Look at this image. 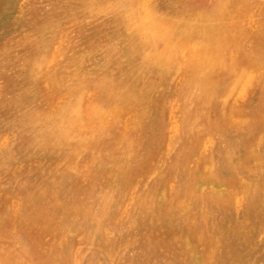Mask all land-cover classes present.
<instances>
[{
    "label": "rangeland",
    "instance_id": "1",
    "mask_svg": "<svg viewBox=\"0 0 264 264\" xmlns=\"http://www.w3.org/2000/svg\"><path fill=\"white\" fill-rule=\"evenodd\" d=\"M12 1L0 0V264H264V0H241L207 27L187 19L213 9L216 0ZM82 28L109 51L108 69L75 71L67 64ZM205 73L216 78L206 83ZM48 114L65 122L45 131L41 119ZM59 135L72 143H51Z\"/></svg>",
    "mask_w": 264,
    "mask_h": 264
},
{
    "label": "bare ground",
    "instance_id": "2",
    "mask_svg": "<svg viewBox=\"0 0 264 264\" xmlns=\"http://www.w3.org/2000/svg\"><path fill=\"white\" fill-rule=\"evenodd\" d=\"M12 1V0H11ZM19 1V0H18ZM46 1V0H45ZM103 0H101L100 2H102ZM217 1V4L214 6V8L213 9H203L202 8V10H204L203 12V14H199L198 13V11L197 12H195V13H193V11H192V13H191V11H190V13H191V15H189L190 16V19H187V21H191L192 20V18H193V21H200L201 23H202V25H203V27H207V24H206V22H209V21H213V22H215L214 21V19H216V18H219L220 19V17H223L224 16V14L223 13H226L227 12V10L229 9V8H231V10L233 9V8H235V7H237V6H240L241 5V0H216ZM253 1V0H252ZM259 1V0H258ZM13 2V1H12ZM48 2V1H47ZM93 2V1H92ZM105 2V1H104ZM166 1H162V3H165ZM213 2V1H212ZM250 2V1H249ZM24 4V3H23ZM43 4V3H42ZM89 4V3H88ZM94 4V3H93ZM95 5V4H94ZM93 5V6H94ZM112 5V4H111ZM10 6V5H9ZM18 6V5H17ZM50 6V5H49ZM84 6V5H83ZM90 6V5H89ZM103 6V5H102ZM106 6V5H105ZM1 7V6H0ZM16 7V6H15ZM14 7V8H15ZM95 7V6H94ZM97 7V9H98V6H96ZM112 7V6H111ZM117 7V6H116ZM153 7V6H152ZM179 7V5H174L173 6V9H176V8H178ZM203 7V6H202ZM23 8V7H22ZM42 8V7H41ZM85 8V7H84ZM83 8V9H84ZM90 8V7H89ZM106 8V7H105ZM108 8H110V7H108ZM256 8H257V6H256ZM19 9V8H18ZM18 9H16V11H18ZM87 9V8H86ZM49 10V9H48ZM95 10H96V8H95ZM99 10H101V9H99ZM99 10H98V12H99ZM106 10V9H105ZM104 10V11H105ZM115 11H116V8L114 9ZM153 10V9H152ZM194 10V9H193ZM200 10H201V8H200ZM41 11V10H40ZM94 11V10H93ZM157 11V10H156ZM7 12H8V10H7ZM7 12H5L6 13V15H8V13ZM19 12V11H18ZM112 12H113V8H112ZM188 12V11H187ZM187 12H185V13H187ZM14 13V12H13ZM44 13V12H43ZM88 13V12H87ZM182 13H183V11H182ZM250 13V12H249ZM15 14H17V13H15ZM14 14V15H15ZM95 14V13H94ZM163 14V13H162ZM169 14V13H168ZM228 14V13H227ZM252 14V13H251ZM13 15V16H14ZM118 15V14H117ZM202 15V16H201ZM226 15V14H225ZM254 15V14H253ZM257 15V14H256ZM114 16H116V15H114ZM173 16V15H172ZM175 16V15H174ZM180 16V15H179ZM228 16V15H227ZM5 17V16H4ZM8 17V16H7ZM6 17V18H7ZM184 17V16H183ZM248 17V16H247ZM2 18V17H1ZM9 18V17H8ZM7 18V19H8ZM119 18V17H118ZM117 18V19H118ZM131 18V17H130ZM155 18H157V17H155ZM195 19V20H194ZM63 20V19H62ZM249 20V19H248ZM253 20V19H252ZM1 21V20H0ZM10 22V21H9ZM58 22H59V20H58ZM220 22V21H219ZM219 22L217 23V24H219ZM4 23H5V21H4ZM3 23V24H4ZM54 23V22H53ZM60 23H61V21H60ZM71 23V22H70ZM125 23V22H124ZM166 23V22H165ZM195 23V22H194ZM199 23V22H198ZM253 23H255V22H253ZM252 23V24H253ZM3 24H1V25H3ZM123 24V23H122ZM5 25H7V24H5ZM64 25H65V23H64ZM205 25V26H204ZM209 25V24H208ZM248 25H249V23H248ZM9 26V24L7 25V27ZM11 26H13L12 24H11ZM197 26V25H196ZM211 26V25H210ZM219 26V25H218ZM217 26V27H218ZM223 26V25H222ZM251 26V25H250ZM2 27V26H1ZM6 27V28H7ZM15 27H17V25H15ZM20 27V26H19ZM171 27V26H170ZM199 27V26H198ZM197 27V28H198ZM214 27V26H213ZM216 27V28H217ZM244 27V26H243ZM12 28H14V27H12ZM41 28H43V25H42V27ZM49 28V27H48ZM55 28V27H54ZM98 28V27H97ZM208 28H209V26H208ZM14 29H16V28H14ZM59 29V28H58ZM176 29V28H175ZM6 30V29H5ZM34 30H38V29H34ZM40 30V29H39ZM38 30V31H39ZM43 30V29H42ZM135 30V29H134ZM192 30H194L193 28H192ZM196 30V29H195ZM194 30V31H195ZM207 30V29H206ZM210 30V29H209ZM224 30H226V29H224ZM251 30H253V28H251ZM250 30V31H251ZM13 31V30H12ZM23 31V30H22ZM33 31V30H32ZM214 31H216V30H214ZM212 32L211 31V35H212V37H215V36H217V35H219L220 33H216V32ZM222 31V30H221ZM220 31V32H221ZM239 31V30H238ZM15 32V31H14ZM17 32H18V30H17ZM16 32V33H17ZM35 32H37V31H35ZM42 32V31H41ZM51 32V31H50ZM49 32V33H50ZM176 32V31H175ZM181 32V31H180ZM217 32H219V29H218V31ZM224 32V31H223ZM248 32V31H247ZM3 33H5V32H3ZM31 33H33V32H31ZM38 33V32H37ZM56 34H57V32H55ZM59 33V32H58ZM195 33V32H194ZM27 34H29L28 33V31H27ZM47 34V33H46ZM100 34V32H99V30L98 29H96V35L98 36ZM168 34V33H167ZM175 34V33H174ZM206 34H208V33H206ZM22 35V33L20 32V35L19 36H21ZM24 35V34H23ZM55 35V34H54ZM59 35V34H58ZM128 35V34H127ZM130 35V34H129ZM239 35L240 36H247V34H244L243 32H241V33H239ZM249 35V34H248ZM263 35V34H262ZM31 36V35H30ZM57 36V35H56ZM137 36V35H136ZM166 36V35H165ZM164 36V37H165ZM173 36V35H172ZM194 36V35H193ZM201 36H202V34H201ZM207 36V35H206ZM250 36V35H249ZM4 37V36H3ZM14 37V36H13ZM17 37H18V35H17ZM24 37V36H23ZM46 37V36H45ZM203 37V36H202ZM219 37V36H218ZM31 38V37H30ZM43 38V37H42ZM58 38V37H57ZM62 38V37H61ZM150 38V37H149ZM166 38V37H165ZM199 38V37H198ZM204 38H205V36H204ZM9 39V38H8ZM17 39V38H16ZM40 39V38H39ZM48 39V38H47ZM46 39V40H47ZM56 39V38H55ZM127 39H128V37H127ZM170 39V38H169ZM240 39V38H239ZM13 40V39H12ZM18 40V39H17ZM20 40V39H19ZM26 40V39H25ZM36 39H34V41H35ZM63 40V39H62ZM61 40V41H62ZM141 40V39H140ZM150 40V39H149ZM156 40V39H155ZM172 40V39H171ZM205 40V39H204ZM21 41V40H20ZM24 41V40H23ZM38 41L39 40H37V43H38ZM60 41V42H61ZM78 41H79V45L77 46V47H73V48H71L70 49V51H69V56H70V58H69V60H68V62H67V64H74V68L76 69L75 71H81V70H85V69H91V70H94V71H100V70H105V69H108L109 67H110V63H111V61H109V59L107 60V58H108V56H107V54H108V50L107 49H104L102 46H103V44L101 43V42H97V41H95L94 40V37H93V35L91 34V33H89L86 29H84V28H82L81 29V31L78 33ZM129 41H131V40H129ZM162 41H163V39H162ZM206 41V40H205ZM15 42V41H14ZM13 42V43H14ZM56 42V41H55ZM54 42V43H55ZM141 42V41H140ZM152 42V41H151ZM209 42H210V40H209ZM212 42V41H211ZM210 42V43H211ZM241 42H243V40L241 41ZM254 42V41H253ZM23 43V42H22ZM46 43H47V41H46ZM53 43V44H54ZM64 43V42H63ZM235 43H238V42H235ZM56 44H57V42H56ZM55 44V45H56ZM68 44V43H67ZM135 44V43H134ZM42 45V44H41ZM141 45V44H140ZM143 45V44H142ZM141 45V46H142ZM151 45H152V43H151ZM154 45V44H153ZM38 46H39V44H38ZM155 46V45H154ZM247 46V45H246ZM58 47H60L59 45H58ZM129 47V46H128ZM241 47V46H240ZM239 47V48H240ZM40 48V47H39ZM55 48H56V46H55ZM52 49V48H51ZM131 49V48H130ZM140 49V48H139ZM156 49V48H155ZM160 49V48H159ZM165 49V48H164ZM232 49V48H231ZM133 50V49H132ZM149 50H152V49H149ZM158 50V49H157ZM161 50V49H160ZM225 50V49H224ZM42 51V50H41ZM62 51V50H61ZM52 52H53V49H52ZM134 52V51H133ZM162 52V51H161ZM163 52H164V50H163ZM168 52H169V50H168ZM227 52V51H226ZM56 53H58V52H55V54ZM135 53V52H134ZM233 53V52H232ZM231 53V54H232ZM54 54V55H55ZM137 54V53H136ZM203 54V53H202ZM39 55V54H38ZM53 55V56H54ZM233 55V54H232ZM227 57V56H226ZM235 57V56H234ZM54 58V57H53ZM57 58V57H56ZM160 58V57H159ZM176 58H177V56H176ZM237 58V57H236ZM34 59V58H33ZM61 59V58H60ZM253 59V58H252ZM36 60V59H35ZM56 60V59H55ZM179 60V59H178ZM33 61V60H32ZM53 61H54V59H53ZM234 61V60H233ZM50 62V61H49ZM48 62V63H49ZM52 62V61H51ZM136 62V61H135ZM149 62V61H148ZM263 62V61H262ZM153 63H155V62H153ZM233 63V62H232ZM32 64V63H31ZM138 64V63H137ZM227 64V63H226ZM160 65V64H159ZM48 66V65H47ZM211 66H213V65H210V67ZM218 66V65H217ZM217 66H214V68L215 67H217ZM256 66V65H255ZM33 67V66H32ZM44 67V66H43ZM50 67V66H49ZM63 67V66H62ZM145 67V66H144ZM139 68V67H138ZM247 68V67H246ZM245 68V69H246ZM47 69V68H46ZM61 69V68H60ZM66 69V68H65ZM158 69V68H157ZM252 69V68H251ZM256 69V68H255ZM30 70V69H29ZM254 70V69H253ZM258 70H259V68H258ZM258 70L256 71V72H258ZM44 71V70H43ZM262 71V70H261ZM260 71V72H261ZM28 72V71H27ZM38 72V71H37ZM34 73H36V72H34ZM135 73V72H134ZM158 73V72H157ZM235 74H236V72H234ZM243 73V72H242ZM242 73H241V75H242ZM248 73V72H247ZM249 73H250V71H249ZM22 74V73H21ZM21 74H20V76H21ZM29 74H31V73H29ZM47 74H49V73H47ZM136 74V73H135ZM254 74V73H253ZM61 75V74H60ZM67 75V74H66ZM70 75V74H69ZM141 75V74H140ZM186 75V74H185ZM219 75V74H218ZM244 75V74H243ZM248 75V74H247ZM246 75V76H247ZM32 76V75H31ZM45 76V75H44ZM59 76V75H58ZM83 76V75H82ZM142 76V75H141ZM159 76V75H158ZM216 73H205L204 74V80H205V82L206 83H210V82H212L216 77ZM245 76V75H244ZM254 76V75H253ZM160 77V76H159ZM201 77V76H200ZM47 78V77H46ZM56 78V77H55ZM59 78V77H58ZM64 78V77H63ZM103 78V80H104V77H102ZM137 78V77H136ZM140 78V77H139ZM224 78V77H223ZM227 78V77H226ZM245 78V77H244ZM250 78V77H249ZM256 78V77H255ZM13 79V78H12ZM60 79V78H59ZM62 79V78H61ZM82 79V78H81ZM130 79V78H129ZM138 79V78H137ZM160 79V78H159ZM29 80V79H28ZM47 80V79H46ZM46 80H44V81H46ZM77 80V79H76ZM136 80V79H135ZM161 80V79H160ZM198 80H201V79H199V78H197V80H196V82H194V85L195 86H197L196 85V83H198L199 84V82H198ZM243 80V79H242ZM248 80V79H247ZM250 80V79H249ZM30 81V80H29ZM41 81V80H40ZM56 81V80H55ZM129 81V80H128ZM142 81V80H141ZM140 81V82H141ZM264 81V79H262V82ZM8 82V81H7ZM28 82V81H27ZM48 82H50V81H48ZM69 82H70V80H69ZM76 82V81H75ZM80 82V81H79ZM78 82V83H79ZM149 82V81H148ZM151 82V81H150ZM154 82H155V80H154ZM19 83V82H18ZM46 83V82H45ZM65 83V82H64ZM63 83V84H64ZM72 83V82H71ZM77 83V82H76ZM81 83V82H80ZM192 83V82H191ZM238 83V82H237ZM40 84V83H39ZM49 84V83H48ZM47 84V85H48ZM100 84H101V82H100ZM142 84V83H141ZM244 84V83H243ZM249 84V82L247 83V81H246V86ZM27 85V84H26ZM52 85V84H51ZM124 85V84H123ZM250 85V84H249ZM23 86V85H22ZM31 86V85H30ZM56 86V85H55ZM69 86V85H68ZM87 86H89V85H87ZM121 86V85H120ZM133 86V85H132ZM144 86V85H143ZM175 86V85H174ZM9 87H10V85H9ZM27 87H28V85H27ZM48 87V86H47ZM57 87H59V86H57ZM65 87H67V86H65ZM138 87V86H137ZM181 87H183V86H181ZM192 87V86H191ZM68 88H70V87H68ZM71 88H72V86H71ZM74 88V87H73ZM72 88V89H73ZM89 88V87H88ZM130 88V87H129ZM242 88H244L243 86H242ZM24 89V88H23ZM28 89V88H27ZM58 89V88H57ZM67 89V88H66ZM71 89V90H72ZM106 89V88H105ZM118 89V88H117ZM128 89V88H127ZM134 89H135V87H134ZM140 89V88H139ZM144 89V88H143ZM154 89V88H153ZM175 89V88H174ZM234 89V88H233ZM241 89V88H240ZM248 89H249V87H248ZM59 90H60V88H59ZM61 90H62V88H61ZM60 90V91H61ZM126 90V89H125ZM131 90V89H130ZM136 90H137V88H136ZM192 90V89H191ZM27 91V90H26ZM25 91V92H26ZM28 91H30V89L28 90ZM48 91V90H47ZM114 91H118V90H114ZM122 91V90H121ZM120 91V92H121ZM132 91V90H131ZM140 91V90H139ZM71 92V91H70ZM110 92V91H109ZM119 92V91H118ZM119 92V93H120ZM126 92H128L127 90H126ZM130 92V91H129ZM128 92V93H129ZM145 92V91H144ZM232 92V91H231ZM251 92V91H250ZM263 92V91H262ZM118 93V94H119ZM124 93V92H123ZM122 93V94H123ZM143 93V92H142ZM188 93V92H187ZM194 93V92H193ZM254 93V92H253ZM9 94V93H8ZM70 94V93H69ZM130 94V93H129ZM132 94V93H131ZM130 94V95H131ZM135 94V93H134ZM139 94V93H138ZM138 94H137V96H138ZM141 94V93H140ZM139 94V95H140ZM230 94V93H229ZM234 94V93H233ZM243 94V93H242ZM241 94V95H242ZM3 95V94H2ZM2 95H1V97H2ZM29 95V94H28ZM33 95V94H32ZM31 95V96H32ZM57 95H59V94H57ZM71 95V94H70ZM245 95V94H244ZM5 96V95H4ZM8 96V95H7ZM18 96V95H17ZM40 96V95H39ZM72 96V95H71ZM118 96V95H117ZM122 96V95H121ZM178 96V95H177ZM215 96V95H214ZM16 97V96H15ZM26 97V96H25ZM37 97V96H36ZM58 97V96H57ZM61 97V96H60ZM123 97V96H122ZM128 97V96H127ZM140 97V96H139ZM200 97V96H199ZM230 97V96H229ZM233 97V96H232ZM263 97H264V95H263ZM4 98V97H3ZM30 98H32V97H30ZM52 98H54V97H52ZM67 98V97H66ZM156 98V97H155ZM185 98V97H184ZM196 98H197V95H196ZM206 98V97H205ZM238 98V97H237ZM1 99V98H0ZM19 99V98H18ZM65 99V98H64ZM87 99V98H86ZM136 99H137V97H136ZM198 99V98H197ZM228 99V98H227ZM3 99H1V101H2ZM10 100V99H9ZM34 100V99H33ZM150 100H151V98H150ZM181 100V99H180ZM186 100V99H185ZM193 100V99H192ZM232 100H234V99H232ZM232 100H230L231 102H232ZM247 100V99H246ZM256 100V99H255ZM7 101V100H6ZM19 101V100H18ZM32 101V100H31ZM61 101V100H60ZM68 101V100H67ZM79 101V100H78ZM89 101V100H88ZM129 101V100H128ZM133 101V100H132ZM161 101V100H160ZM166 101V100H165ZM195 101V100H194ZM193 101V102H194ZM3 102V101H2ZM13 102V101H12ZM29 102V101H28ZM53 102H55L54 100H53ZM69 102V101H68ZM84 102H85V99H84ZM92 102H93V100H92ZM92 102H90V104L89 105H91V103ZM94 102L96 103V101L94 100ZM141 102V101H140ZM152 102V101H151ZM154 102V101H153ZM175 102V101H174ZM182 102V101H181ZM197 102H198V100H197ZM227 102V101H226ZM236 102V101H235ZM262 102V101H261ZM22 103V102H21ZM27 103V102H26ZM30 103V102H29ZM28 103V104H29ZM44 103V102H43ZM58 103H61V102H58ZM62 103H63V101H62ZM71 103H73V102H71ZM95 103H93V104H95ZM109 103V102H108ZM108 103H105V104H108ZM142 103V102H141ZM143 103H145V102H143ZM156 103V102H155ZM162 103V102H161ZM178 103H180V102H178ZM177 103V104H178ZM184 104H185V102H183ZM188 103V102H187ZM13 104H14V106H15V101L13 102ZM18 104V103H17ZM36 104V103H35ZM98 104V103H97ZM104 104V105H105ZM175 104V103H174ZM20 105V104H19ZM47 105V104H46ZM50 105L51 106H53L51 103H50ZM56 105H58V104H56ZM96 105V104H95ZM144 105H146V104H144ZM151 105V104H150ZM165 105V104H164ZM182 105V104H181ZM226 105H228V104H226ZM21 106V105H20ZM28 106V105H27ZM26 106V107H27ZM48 106V105H47ZM103 106V105H102ZM107 106V105H106ZM138 106H139V104H138ZM137 106V107H138ZM163 106V105H162ZM162 106H161V108H162ZM171 106V105H170ZM179 106H180V104H179ZM198 106V105H197ZM206 106V105H205ZM259 106H260V103H259ZM1 107V106H0ZM26 107H24V108H26ZM30 107V106H29ZM36 107V106H35ZM45 107V106H44ZM58 107V106H57ZM70 107V106H69ZM68 107V108H69ZM88 107V106H87ZM98 107V106H97ZM147 107V106H146ZM149 107V106H148ZM154 107V106H153ZM178 107V106H177ZM236 107V106H235ZM16 108V107H15ZM22 108V107H21ZM21 108H20V110H21ZM34 108V107H33ZM62 108V107H61ZM94 108V107H93ZM150 108V107H149ZM148 108V109H149ZM155 108H156V106H155ZM160 108V109H161ZM166 108V107H165ZM194 108V107H193ZM197 108V107H196ZM195 108V109H196ZM217 108L218 107H216V109L215 110H217ZM28 109V108H27ZM88 109H90V108H88ZM137 109V108H136ZM138 109H139V107H138ZM137 109V110H138ZM179 109V108H178ZM182 109H183V107H182ZM192 109V108H191ZM198 109V108H197ZM212 109V108H211ZM220 109V108H219ZM238 109H243V108H238ZM255 109H256V107H255ZM15 110V109H14ZM26 110V109H25ZM34 110V109H33ZM43 110H45V109H43ZM66 110H68V109H66ZM65 110V111H66ZM127 110V109H126ZM134 110V109H133ZM142 110V109H141ZM162 110V109H161ZM214 110V111H215ZM4 111V110H3ZM27 111H29V110H27ZM35 111V110H34ZM33 111V112H34ZM49 111V110H48ZM56 111H57V109H56ZM61 110H59V112H60ZM65 111H64V113H65ZM98 111V110H97ZM152 111H153V109H152ZM164 111V110H163ZM162 111V112H163ZM213 111V112H214ZM248 111V110H247ZM6 112V111H5ZM10 112H11V110H10ZM31 112H32V110H31ZM58 112V111H57ZM128 112V111H127ZM126 112V113H127ZM130 112V111H129ZM128 112V113H129ZM151 112V111H150ZM162 112H161V114H162ZM179 112V111H178ZM177 112V113H178ZM204 112V111H203ZM229 112V111H228ZM23 112H21V114H22ZM29 113V112H28ZM51 113V112H50ZM55 113V112H54ZM64 113H62V114H64ZM88 113V112H87ZM100 113V112H99ZM124 113V112H123ZM152 113H154V112H152ZM159 113H160V111H159ZM177 113H175L176 115H177ZM196 113V112H195ZM7 114V113H6ZM12 114V113H11ZM10 114V115H11ZM24 114V113H23ZM34 114V113H33ZM32 114V115H33ZM37 115H38V113H36ZM83 114V113H82ZM91 114V113H90ZM98 114V113H97ZM136 114V113H135ZM138 114V113H137ZM160 114V115H161ZM209 114V113H208ZM228 114V113H227ZM8 115V114H7ZM28 115V114H27ZM41 115H42V113H41ZM47 115V114H46ZM49 115V114H48ZM54 114H52L51 116L49 115V116H46L45 117V115H44V117L41 119V121H42V123H44L45 121V123H50V125H51V127L50 126H47V124H46V126H44V130L45 131H47V130H53L52 128V122L53 123H56V122H60L61 121V123H62V120L64 119V117L63 116H61V115H58V116H53ZM66 115H67V113H66ZM121 115V114H120ZM125 115V114H124ZM156 115V114H155ZM174 115V114H173ZM179 115V114H178ZM177 115V116H178ZM231 115V114H230ZM229 115V116H230ZM22 116V115H21ZM36 116V115H35ZM40 116V115H39ZM43 116V115H42ZM81 116V115H80ZM84 116V115H83ZM86 116V115H85ZM129 116V115H128ZM139 116V115H138ZM157 116V115H156ZM168 116V115H167ZM175 116V115H174ZM176 116V117H177ZM222 116V115H221ZM82 117V116H81ZM114 117V116H113ZM130 117H131V115H130ZM129 117V118H130ZM148 117H149V115H148ZM195 117H196V115H195ZM20 118V117H19ZM28 118V117H27ZM83 118V117H82ZM93 118V117H92ZM127 118V117H126ZM134 118L135 117H133V120H134ZM227 118V117H226ZM233 118V117H232ZM246 118V117H245ZM37 119V118H36ZM103 119V118H102ZM161 119V118H160ZM190 119V118H189ZM204 119V118H203ZM214 119V118H213ZM222 119V118H221ZM237 119V118H236ZM248 119V118H247ZM39 120V119H38ZM142 120V119H141ZM147 120V119H146ZM151 120V119H150ZM168 120V119H167ZM181 120H182V118H181ZM200 120V119H199ZM211 120V119H210ZM218 120V119H217ZM223 120V119H222ZM238 120V119H237ZM3 121V120H2ZM19 121V120H18ZM31 121V120H30ZM33 121H34V119H33ZM125 121V120H124ZM143 121H144V119H143ZM148 121V120H147ZM155 121V120H154ZM158 121V120H157ZM177 121V120H176ZM198 121V120H197ZM233 121V120H232ZM25 122V121H24ZM23 122V123H24ZM26 122H27V120H26ZM64 122H65V119H64ZM83 122V121H82ZM93 122V121H92ZM97 122V121H96ZM170 122V121H169ZM187 122H188V120H187ZM213 123H214V121H212ZM224 122L226 123L227 121L226 120H224ZM3 123V122H2ZM39 123V122H38ZM89 123V122H88ZM91 123V122H90ZM97 123H99V122H97ZM130 123V122H129ZM144 123V122H143ZM152 123V122H151ZM161 123H162V121H161ZM177 123H178V121H177ZM14 124V123H13ZM26 124V123H25ZM93 124V123H92ZM132 124V123H131ZM130 124V125H131ZM140 124V123H139ZM194 124V126H195V123H193ZM217 124V123H216ZM221 124V123H220ZM223 124V123H222ZM227 124H228V122H227ZM8 125H10V124H8ZM61 125V124H60ZM134 125V124H133ZM160 125V124H159ZM162 125H163V123H162ZM23 126V125H22ZM29 126V125H28ZM59 126V125H58ZM63 126V125H62ZM74 126V125H73ZM114 126V125H113ZM182 126V125H181ZM238 126H240V125H238ZM238 126L236 127V128H238ZM250 126V125H249ZM254 126V125H253ZM34 127H36V126H34ZM94 127V126H93ZM115 127V126H114ZM137 127H138V125H137ZM168 127V126H167ZM191 127V126H190ZM198 127V126H197ZM226 127V126H225ZM234 127V126H233ZM247 127V126H246ZM264 127V126H263ZM8 128V127H7ZM23 128V127H22ZM38 128V127H37ZM39 128L41 129V127L39 126ZM73 128H75V127H73ZM96 128V127H95ZM107 128V127H106ZM105 128V129H106ZM140 128V127H139ZM138 128V129H139ZM193 128V127H192ZM221 128V127H220ZM224 128V127H223ZM227 128V127H226ZM230 128V127H229ZM242 128V127H241ZM12 129V128H11ZM60 129V128H59ZM98 129V128H97ZM102 129H104V128H102ZM130 129V128H129ZM163 129V128H162ZM213 129V128H212ZM211 128H209V130H212ZM240 129V128H239ZM4 130V129H3ZM7 130V129H6ZM20 130V129H19ZM24 130V129H23ZM27 130V129H26ZM61 130V129H60ZM96 130V129H95ZM128 130V129H127ZM126 130V131H127ZM166 130V129H165ZM169 130V129H168ZM167 130V131H168ZM241 130V129H240ZM249 130V129H248ZM252 131H253V129H251ZM9 131V130H8ZM25 131V130H24ZM37 131V130H36ZM69 131H70V129H69ZM75 131V130H74ZM98 131H100L99 129H98ZM102 131V130H101ZM107 131H108V129H107ZM146 131V130H145ZM149 131V130H148ZM163 131V130H162ZM170 131V130H169ZM173 131V130H172ZM11 132V131H10ZM15 132V131H14ZM19 132V131H18ZM31 132V131H30ZM41 132V131H40ZM54 132H55V130H54ZM82 132V131H81ZM95 132V131H94ZM103 132V131H102ZM101 132V133H102ZM111 132V131H110ZM174 132H175V130H174ZM247 132V131H246ZM60 133H62V131L60 132ZM66 133H68V132H66ZM99 133V132H98ZM108 133H109V131H108ZM112 133V132H111ZM114 133V132H113ZM124 133V132H123ZM122 133V134H123ZM127 133V132H126ZM155 133V132H154ZM170 133V132H169ZM182 133V132H181ZM243 133H244V131H243ZM6 134V133H5ZM25 134V133H24ZM31 134V133H30ZM69 134V133H68ZM71 134H72V131H71ZM92 134V133H91ZM100 134V133H99ZM7 135V134H6ZM17 135H19V134H17ZM57 135H58V133H57ZM70 135V134H69ZM105 135V134H104ZM110 135V134H109ZM141 135V134H140ZM210 135V134H209ZM208 135V136H209ZM3 136V135H2ZM12 136H14L13 135V133H12ZM42 136V135H41ZM43 136H45V135H43ZM46 136H47V133H46ZM46 136H45V139H46ZM103 136V135H102ZM115 136V135H114ZM128 136V135H127ZM145 136H147V135H145ZM207 136V135H206ZM32 137V136H31ZM49 137V136H48ZM47 137V138H48ZM74 137H75V135H74ZM143 137H144V135H143ZM156 137V136H155ZM160 137V136H159ZM173 137V136H172ZM200 137V136H199ZM204 137V136H203ZM212 137V136H211ZM243 137V136H242ZM3 138V137H2ZM7 138H9V137H7ZM28 138H30V137H28ZM91 138V137H90ZM90 138H88L89 140H90ZM111 138V137H110ZM126 138V137H125ZM141 138V137H140ZM158 138V137H157ZM244 138V137H243ZM263 138V137H262ZM13 139V138H12ZM21 139V138H20ZM94 139V138H93ZM154 139V138H153ZM168 139H169V137H168ZM208 139V138H207ZM7 140V139H6ZM10 140V139H9ZM16 140V139H15ZM98 140V139H97ZM100 141H101V139H99ZM138 140H139V138H138ZM199 140V139H198ZM212 140H214L213 138H212ZM5 141V140H4ZM25 141V140H24ZM37 141V140H36ZM42 141H44V140H42ZM50 141H51V143H53V144H71L72 142H70V140L69 141H66L65 139H64V137H62V135H59V136H55V137H53V138H51L50 139ZM92 141V140H91ZM94 141V140H93ZM107 141V140H106ZM144 141H145V139H144ZM11 142H13V141H11ZM20 142V141H19ZM73 142H75V141H73ZM95 142V141H94ZM97 142V141H96ZM109 142V141H108ZM112 142V141H111ZM124 142V141H123ZM140 142V141H139ZM159 142H161V140L159 141ZM168 142V141H167ZM197 142V141H196ZM87 143V142H86ZM85 143V144H86ZM106 143V142H105ZM126 143V142H125ZM136 143V142H135ZM179 143V142H178ZM261 143H262V141H261ZM26 144H28V143H26ZM43 144V143H42ZM75 144V143H74ZM78 144V143H77ZM77 144H75V145H77ZM100 144H102V143H100ZM99 144V145H100ZM122 144V143H121ZM141 144V143H140ZM143 144V143H142ZM173 144V143H172ZM175 144V143H174ZM242 144V143H241ZM263 144H264V142H263ZM15 145V144H14ZM65 145V146H66ZM89 146L90 145H92V144H88ZM102 145H105V144H102ZM110 145H112L111 143H110ZM109 145V146H110ZM160 145V144H159ZM209 145V144H208ZM214 145V144H213ZM258 145V144H257ZM4 147L6 146V144L5 145H3ZM24 147H26L25 145H23ZM82 146V144H80L78 147L80 148ZM84 146V145H83ZM86 146V145H85ZM140 146H142V145H140ZM168 146H169V144H168ZM244 146V145H243ZM260 146H261V144H260ZM40 147H41V144H40ZM49 147V146H48ZM71 147H72V145H71ZM75 147V146H74ZM77 147V146H76ZM75 147V148H76ZM99 147V146H98ZM108 147V146H107ZM125 147V146H124ZM156 147V146H155ZM183 147V146H182ZM256 146H254V148H255ZM262 147V146H261ZM0 148H1V146H0ZM18 148H19V146H18ZM38 148V147H37ZM50 148V147H49ZM62 148V147H61ZM101 148V147H100ZM103 148H106V147H104L103 146ZM111 148V147H110ZM109 148V149H110ZM119 148H120V146H119ZM132 148V147H131ZM161 148V147H160ZM159 148V149H160ZM209 148V147H208ZM42 149V148H41ZM51 149V148H50ZM67 149V148H66ZM91 149V148H90ZM97 149V148H96ZM99 149V148H98ZM108 149V148H107ZM124 149V148H123ZM134 149V148H133ZM141 149V148H140ZM238 149V148H237ZM251 149V148H250ZM5 150V149H4ZM7 150V149H6ZM14 150H15V148H14ZM31 150V149H30ZM54 150V149H53ZM59 150V149H58ZM65 150V149H64ZM105 150V149H104ZM130 150V149H129ZM138 150V149H137ZM137 150H135L136 151V153H137ZM211 150V149H210ZM236 150V149H235ZM234 150V151H235ZM28 151V150H27ZM46 151H47V149H46ZM99 152L101 151V150H98ZM103 151V150H102ZM102 151H101V154H102ZM111 151V150H110ZM118 151V150H117ZM134 151V150H133ZM154 151V150H153ZM167 152H168V150H166ZM32 152V151H31ZM50 152H51V150H50ZM65 152V151H64ZM79 152V151H78ZM122 152H124V150L122 151ZM121 152V153H122ZM149 152V151H148ZM170 152V151H169ZM23 153V152H22ZM29 153V152H28ZM35 153V152H34ZM41 153V152H40ZM59 153V152H58ZM81 153V152H80ZM106 153V152H105ZM128 153V152H127ZM189 153V152H188ZM3 154H5V153H3ZM31 154V153H30ZM67 154V153H66ZM109 154H111V153H109ZM108 154V155H109ZM133 154V153H132ZM169 154V153H168ZM2 155V154H1ZM43 155V154H42ZM50 155V154H49ZM56 155V154H55ZM59 155V154H58ZM70 154H68L67 156H69ZM123 155V154H122ZM131 155V154H130ZM148 155V154H147ZM174 155V154H173ZM210 155V154H209ZM30 156V155H29ZM51 156V155H50ZM82 156V155H81ZM92 156V155H91ZM105 156V155H104ZM110 156V155H109ZM144 156V155H143ZM4 157V156H3ZM16 157V156H15ZM19 157V156H18ZM23 157V156H22ZM93 157V156H92ZM122 157V156H121ZM209 157V156H208ZM207 157V158H208ZM260 157V156H259ZM107 158V157H106ZM105 158V159H106ZM130 159H132L131 157H129ZM153 158V157H152ZM166 158V157H165ZM223 158V157H222ZM2 159V158H1ZM8 159V158H7ZM24 159V158H23ZM33 159V158H32ZM61 159H63V158H61ZM115 159V158H114ZM147 159V158H146ZM184 159V158H183ZM262 159V158H261ZM10 160V159H9ZM28 160V159H27ZM46 160V159H45ZM53 160V159H52ZM55 160V159H54ZM53 160V161H54ZM107 160V159H106ZM116 160V159H115ZM156 160V159H155ZM169 160V159H168ZM209 160H211V159H209ZM223 160V159H222ZM11 161V160H10ZM13 161V160H12ZM35 161V160H34ZM37 161V160H36ZM50 161H51V159H50ZM65 161V160H64ZM85 161V160H84ZM91 161V160H90ZM89 161V162H90ZM152 161V160H151ZM233 161V160H232ZM262 161V160H261ZM24 162H25V160H24ZM38 162H39V160H38ZM96 162V161H95ZM150 162V161H149ZM185 162V164H186V161H184ZM212 162V161H211ZM16 163V162H15ZM50 163H52V162H50ZM92 163V162H91ZM142 163V162H141ZM160 163V162H159ZM24 164V163H23ZM32 164V163H31ZM47 164V163H46ZM49 164V163H48ZM93 164V163H92ZM91 164V165H92ZM148 164V163H147ZM151 164V163H150ZM154 164V163H153ZM157 164V163H156ZM165 164V163H164ZM196 164V163H195ZM229 164V163H228ZM82 165V164H81ZM141 165V164H140ZM159 165V164H158ZM189 165V164H188ZM212 165H213V163H212ZM261 165V164H260ZM259 165V166H260ZM5 166H6V164H5ZM11 166V165H10ZM23 166V165H22ZM32 166V165H31ZM54 166H56V165H54ZM154 166H156V165H154ZM152 167V168H154L155 169V167ZM165 166V165H164ZM26 167V166H25ZM29 167H30V165H29ZM61 167V166H60ZM126 167V166H125ZM135 167V166H134ZM163 167V166H162ZM161 167V168H162ZM178 167V166H177ZM205 167V166H204ZM206 167H207V164H206ZM236 167V166H235ZM238 167V166H237ZM236 167V168H237ZM2 168V167H1ZM9 168V167H8ZM63 168V167H62ZM74 168V167H73ZM112 168V167H111ZM110 168V169H111ZM130 168V167H129ZM135 168H137V167H135ZM210 168H212V167H210ZM232 168H234V167H232ZM20 169V168H19ZM31 169V168H30ZM29 169V170H30ZM57 169V168H56ZM79 169V168H78ZM131 169V168H130ZM129 169V170H130ZM138 169V168H137ZM136 169V170H137ZM157 169V168H156ZM169 169V168H168ZM178 169H179V167H178ZM186 169V168H185ZM216 169V168H215ZM242 169V168H241ZM255 169V168H254ZM14 170V169H13ZM18 170V169H17ZM36 170V169H35ZM107 169H105V171H106ZM152 170V169H151ZM204 171H205V168L203 169ZM62 171V170H61ZM89 171V170H88ZM100 171V170H99ZM133 171H135V170H133ZM186 171V170H185ZM249 171H252V170H249ZM6 172V171H5ZM4 172V173H5ZM13 172V171H12ZM14 172H16L15 170H14ZM18 172V171H17ZM23 172V171H22ZM52 172V171H51ZM82 172V171H81ZM104 172V171H103ZM102 172V173H103ZM114 172V171H113ZM149 172V171H148ZM162 172V171H161ZM248 172V171H247ZM1 173V172H0ZM31 173H33V172H31ZM54 173V172H53ZM98 173V172H97ZM135 173V172H134ZM140 173V172H139ZM157 173V172H156ZM22 174V173H21ZM28 174V173H27ZM30 174V173H29ZM64 174V173H63ZM82 173H80V175H81ZM89 174H91V173H89ZM99 174V173H98ZM98 174H97V177H98ZM127 175H128V173H126ZM185 174V173H184ZM245 174V173H244ZM10 175V174H9ZM13 176H15L14 174H12ZM19 175H20V173H19ZM43 175V174H42ZM58 175V174H57ZM61 175V174H60ZM79 175V176H80ZM92 175V174H91ZM111 174H109V175H107V179H108V177L110 176ZM126 175V176H127ZM133 175V174H132ZM154 175V174H153ZM153 175H152V177H153ZM248 175V174H247ZM12 176V177H13ZM26 176V175H25ZM29 176V175H28ZM82 176V175H81ZM94 176V175H93ZM101 176V175H100ZM112 176H114V175H112ZM145 176V175H144ZM184 176V175H183ZM196 176V175H195ZM198 176V175H197ZM211 176V175H210ZM22 177H23V175H22ZM30 177V176H29ZM35 177V176H34ZM33 177V178H34ZM47 177V176H46ZM83 177H85V176H83ZM92 177V176H91ZM90 177V178H91ZM141 177V176H140ZM17 178V177H16ZM86 178V177H85ZM101 178V177H100ZM126 178V177H125ZM144 178V177H143ZM147 178V177H146ZM214 178V177H213ZM227 178H229V177H227ZM237 178H238V176H237ZM22 179V178H21ZM24 179V178H23ZM53 179V178H52ZM92 179V178H91ZM114 179H115V176H114ZM176 179V178H175ZM189 179V178H188ZM216 179H218V178H216ZM224 179V178H223ZM222 179V180H223ZM241 179V178H240ZM243 179V178H242ZM1 180V179H0ZM30 180V179H29ZM44 180V179H43ZM97 180V179H96ZM105 180V179H104ZM111 180H113V179H111ZM137 180V179H136ZM186 180V179H185ZM193 180V179H192ZM200 180V179H199ZM202 180V179H201ZM5 181V180H4ZM7 181V180H6ZM11 181V180H10ZM13 181H15L14 179H13ZM86 181V180H85ZM131 181H132V179H131ZM130 181V182H131ZM166 181V180H165ZM171 181V180H170ZM175 181V180H174ZM3 182V181H2ZM8 182V181H7ZM34 182V181H33ZM74 182V181H73ZM108 182V181H107ZM124 182V181H123ZM136 182V181H135ZM142 182V181H141ZM191 182V181H190ZM197 182V181H196ZM203 182V181H202ZM209 182V181H208ZM207 182V183H208ZM242 182V181H241ZM243 182H245V181H243ZM6 183V182H5ZM10 183V182H9ZM59 183V182H58ZM90 183V182H89ZM98 183V182H97ZM199 183V182H198ZM210 183V182H209ZM8 184V183H7ZM13 184H14V182H13ZM29 184V183H28ZM38 184V183H37ZM81 184H82V182H81ZM86 184H87V182H86ZM104 184H106L105 183V181H104ZM108 184V183H107ZM148 184V183H147ZM167 184V183H166ZM171 184H173V183H171ZM175 184V183H174ZM218 184V183H217ZM246 184V183H245ZM19 185H21V183L19 184ZM31 185V184H30ZM41 185H42V183H41ZM72 185V184H71ZM130 185V184H129ZM128 185V186H129ZM165 185V184H164ZM188 185H189V183H188ZM219 185V184H218ZM225 185H226V183H225ZM25 186H27V185H25ZM87 186V185H86ZM96 186V185H95ZM263 186V185H262ZM30 187H32V186H30ZM172 187H174V186H172ZM171 187V188H172ZM190 187V186H189ZM4 188V187H3ZM22 188V187H21ZM45 188V187H44ZM159 188V187H158ZM169 188H170V186H169ZM170 188V189H171ZM186 188V187H185ZM215 188V187H214ZM225 188H226V186H225ZM23 189V188H22ZM31 189V188H30ZM56 189V188H55ZM86 189V188H85ZM95 189H96V187H95ZM94 189V190H95ZM138 189V188H137ZM144 189H147V188H144ZM168 188L166 187L165 188V190H167ZM174 189V188H173ZM192 189H193V187H192ZM208 189V188H207ZM4 190V189H3ZM3 190H1V191H3ZM36 190V189H35ZM44 190H46V189H44ZM43 190V191H44ZM210 190V189H209ZM208 190V191H209ZM244 190V189H243ZM243 190H242V192H243ZM6 191H7V189H6ZM14 191V190H13ZM132 191V190H131ZM144 191V190H143ZM191 191H193V190H191ZM200 191V190H199ZM206 191V190H205ZM19 192H20V190H19ZM123 192V191H122ZM141 192V191H140ZM169 192V191H168ZM221 192H224V191H222L221 190ZM6 193V192H5ZM85 193V192H84ZM133 193V192H132ZM165 193H167V191L165 192ZM196 193V192H195ZM244 193V192H243ZM6 194H9V193H6ZM11 194V193H10ZM33 194H34V191H33ZM45 194V193H44ZM43 194V195H44ZM176 194V193H175ZM174 194V195H175ZM181 194H183V193H181ZM184 194H185V192H184ZM189 194V193H188ZM208 194H210V193H208ZM217 194V193H216ZM31 195V194H30ZM45 195H47V194H45ZM128 195V194H127ZM130 195V194H129ZM189 195H191V194H189ZM204 195V194H203ZM243 195V194H242ZM12 196V195H11ZM22 196H23V194H22ZM28 196V195H27ZM135 196V195H134ZM133 196V197H134ZM145 196V195H144ZM167 196H168V194H167ZM183 196V195H182ZM193 196V195H192ZM212 196H213V194H212ZM218 196H220V195H218ZM224 196V195H223ZM237 196V195H236ZM235 196V197H236ZM1 197V196H0ZM68 197V196H67ZM118 197H120V196H118ZM127 197V196H126ZM186 197H187V195H186ZM185 197V198H186ZM204 197H205V195H204ZM211 197V196H210ZM227 197V196H226ZM240 197V196H239ZM242 197V196H241ZM7 198V197H6ZM13 198V197H12ZM24 198H26V197H24ZM81 198V197H80ZM130 198V197H129ZM179 198V197H178ZM201 198V197H200ZM208 198V197H207ZM212 198V197H211ZM219 198H222L221 196L219 197ZM4 199V198H3ZM8 199V198H7ZM6 199V200H7ZM52 199V198H51ZM114 199H115V196H114ZM127 199V198H126ZM165 199H167V197L165 198ZM169 199L170 200H172V198H170L169 197ZM190 199V198H189ZM196 199V198H195ZM199 199V198H198ZM231 199V198H230ZM229 199V200H230ZM242 199V198H241ZM5 200V201H6ZM48 200V199H47ZM46 200V201H47ZM124 200V199H123ZM130 200V199H129ZM168 200V199H167ZM173 200H174V198H173ZM176 200V199H175ZM191 200V199H190ZM189 200V201H190ZM203 200V199H202ZM206 200V199H205ZM15 201H17V200H15ZM137 201H139V200H137ZM165 201V200H164ZM185 201V200H184ZM222 201H223V199H222ZM221 201V202H222ZM227 201V200H226ZM238 201V200H237ZM28 202V201H27ZM177 202V201H176ZM176 202H175V204H176ZM232 202V201H231ZM243 202V201H242ZM4 203V202H3ZM14 203V202H13ZM138 203V202H137ZM224 203V202H223ZM226 203H229V202H226ZM15 205H16V203H14ZM126 204V203H125ZM131 204H132V202H131ZM134 204V203H133ZM209 204V203H208ZM220 204H222V203H220ZM4 205V204H3ZM225 205V204H224ZM126 206V205H125ZM130 206V205H129ZM163 206V205H162ZM174 206H176V205H174ZM196 206H197V204H196ZM217 206V205H216ZM235 206V205H234ZM24 207V206H23ZM180 207H181V205H180ZM183 207H184V205H183ZM221 207V206H220ZM229 207V206H228ZM240 207V206H239ZM12 208V207H11ZM123 208H125V207H123ZM222 208H223V205H222ZM15 209V208H14ZM24 209V208H23ZM116 208H114V211H116L115 210ZM162 209H163V207H162ZM17 210V209H16ZM37 210V209H36ZM167 210V209H166ZM170 210V209H169ZM172 210V209H171ZM223 210V209H222ZM237 210H238V208H237ZM21 211H22V209H21ZM170 212V211H169ZM22 213V212H21ZM21 213H19V214H21ZM31 213V212H30ZM36 213V212H35ZM13 214H14V212H13ZM9 215V214H8ZM36 215V214H35ZM18 216V215H17ZM121 216V215H120ZM203 216V215H202ZM237 216V215H236ZM127 217V216H126ZM12 218V217H11ZM62 218V217H61ZM39 219H41V217L39 218ZM98 219V218H97ZM7 220H8V218H7ZM14 220V219H13ZM61 220V219H60ZM112 220V219H111ZM115 220V219H114ZM121 221V220H120ZM13 222V221H12ZM124 222V221H123ZM1 223V222H0ZM9 223V222H8ZM13 224V223H12ZM49 225V224H48ZM120 225V224H119ZM3 226V225H2ZM6 226V225H5ZM13 227H14V225H13ZM84 227V226H83ZM6 228H7V226H6ZM5 228V229H6ZM15 229V228H14ZM13 229V230H14ZM3 230V229H2ZM170 230V229H169ZM108 231V230H107ZM185 231V230H184ZM9 232V231H8ZM12 232V231H11ZM16 232V231H15ZM51 232V231H50ZM169 232V231H168ZM176 232V231H175ZM264 232V231H263ZM10 233V232H9ZM32 233H33V231H32ZM46 233V232H45ZM96 233H97V230H96ZM160 233H162V232H160ZM159 233V234H160ZM188 233V232H187ZM49 234V233H48ZM51 234V233H50ZM184 234V233H183ZM15 235H17V234H15ZM104 235V234H103ZM107 235V234H106ZM156 235V234H155ZM163 235V234H162ZM186 235V234H185ZM192 235H194L193 233H192ZM35 236V235H34ZM42 236H43V234H42ZM46 236V235H45ZM44 236V237H45ZM81 236V235H80ZM157 236V235H156ZM160 236V235H159ZM178 236V235H177ZM7 237H8V235H7ZM12 237V236H11ZM33 237V236H32ZM37 237V236H36ZM40 237V236H39ZM84 237V236H83ZM104 237H105V235H104ZM152 237V236H151ZM192 237V236H191ZM190 237V238H191ZM194 237V236H193ZM259 237H261V235L259 236ZM26 238V237H25ZM30 238V237H29ZM43 238V237H42ZM98 238H100L99 236H98ZM162 238V237H161ZM182 238V237H181ZM187 238V237H186ZM201 238H203L204 239V236L203 237H201ZM206 238V237H205ZM14 239H16V238H14ZM103 239V238H102ZM111 239V238H110ZM156 239V238H155ZM184 239V238H183ZM29 240V239H28ZM36 240V239H35ZM39 240V239H38ZM83 240H86V236L84 237V239ZM101 240V239H100ZM103 240H105V239H103ZM115 240V239H114ZM143 240V239H142ZM150 240H151V238H150ZM159 240H161L160 238H159ZM178 240V239H177ZM181 240V239H180ZM199 240H201L200 238L198 239V241ZM260 240V239H259ZM10 241V240H9ZM112 241H113V239H112ZM188 241V240H187ZM197 241V242H198ZM210 241V243H211V240H209ZM154 242V241H153ZM163 242V241H162ZM181 242V241H180ZM180 242H178V243H180ZM33 243V242H32ZM80 243V242H79ZM105 243V242H104ZM108 243H110L109 241H108ZM115 243V242H114ZM177 243V244H178ZM183 243V242H182ZM185 243V242H184ZM191 243V242H190ZM203 243H205V242H203ZM202 243V244H203ZM209 243V244H210ZM112 244V243H111ZM111 244H109V245H111ZM35 245V244H34ZM114 245V244H113ZM185 245V244H184ZM205 245V244H204ZM20 246V245H19ZM78 246V245H77ZM155 246V245H154ZM171 246H173V245H171ZM181 246V245H180ZM213 246H214V244H213ZM83 247H84V245H83ZM99 247V246H98ZM101 247H103V246H101ZM104 247H105V245H104ZM110 247V246H109ZM118 247V246H117ZM167 247V246H166ZM177 247V246H176ZM181 247H183V246H181ZM192 247V246H191ZM14 248V247H13ZM92 248V247H91ZM112 248H113V246H112ZM115 248V247H114ZM168 248V247H167ZM183 248H185V247H183ZM23 249V248H22ZM45 249H46V246H45ZM76 249V248H75ZM74 249V250H75ZM107 249V248H106ZM169 249V248H168ZM170 249H172V248H170ZM174 249H175V247H174ZM182 249V248H181ZM190 249V248H189ZM195 249V248H194ZM199 249V248H198ZM202 249V248H201ZM208 249V248H207ZM10 250V249H9ZM12 250H14V249H12ZM17 250H19V249H17ZM50 250H51V248H50ZM77 250V249H76ZM110 250V249H109ZM37 251V250H36ZM107 251V250H106ZM183 251V250H182ZM201 251V250H200ZM207 251H209V250H207ZM45 252V251H44ZM80 252V251H79ZM135 252V251H134ZM156 252H158V251H156ZM175 253L176 252H178V251H174ZM185 252V251H184ZM197 252V251H196ZM50 253V252H49ZM75 253V252H74ZM174 253V254H175ZM193 253V252H192ZM197 253H199V252H197ZM212 253V252H211ZM13 254V253H12ZM81 254V253H80ZM184 254H186V253H184ZM209 254V253H208ZM14 255V254H13ZM17 255V254H16ZM110 255H112L111 254V252H110ZM188 255V254H187ZM35 256V255H34ZM189 256V255H188ZM208 256V255H207ZM39 257V256H38ZM37 257V258H38ZM80 257V256H79ZM83 257V256H82ZM209 257L211 258V256L209 255ZM201 258V257H200ZM15 259H17V258H15ZM14 259V260H15ZM31 259V258H30ZM36 259V258H35ZM112 259H114V258H112ZM209 259V258H208ZM79 260V259H78ZM120 260V259H119ZM188 260H189V258H188ZM33 261V260H32ZM81 261V260H80ZM204 261V260H203ZM202 261V262H203ZM27 262V261H26ZM30 262V261H29ZM205 263V262H204ZM2 264V263H1ZM5 264V263H4Z\"/></svg>",
    "mask_w": 264,
    "mask_h": 264
}]
</instances>
